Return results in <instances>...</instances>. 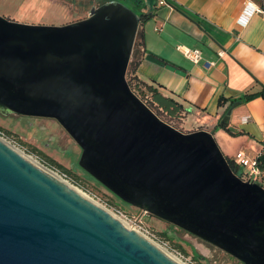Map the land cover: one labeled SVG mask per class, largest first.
Listing matches in <instances>:
<instances>
[{
  "label": "water",
  "instance_id": "water-1",
  "mask_svg": "<svg viewBox=\"0 0 264 264\" xmlns=\"http://www.w3.org/2000/svg\"><path fill=\"white\" fill-rule=\"evenodd\" d=\"M141 26L120 0L62 25L0 14V114L56 119L80 166L124 202L264 264V186L234 171L212 132L176 128L131 88ZM0 264L179 263L0 139Z\"/></svg>",
  "mask_w": 264,
  "mask_h": 264
},
{
  "label": "crops",
  "instance_id": "crops-1",
  "mask_svg": "<svg viewBox=\"0 0 264 264\" xmlns=\"http://www.w3.org/2000/svg\"><path fill=\"white\" fill-rule=\"evenodd\" d=\"M154 1L148 6L147 0H140L144 11L155 10V17L141 26L144 57L137 65L138 76L184 106V131L212 132L231 160L241 152L251 159L258 158L264 151V96L259 94L232 106L228 125L244 131L240 135H232L220 126L230 104L220 105V99H237L248 91L264 89V15L256 13L247 24L242 23L245 0ZM65 19L59 24L75 20L68 15ZM181 46L201 49L204 60L193 62ZM221 50L224 56L219 55ZM150 53L165 62L149 60L146 56ZM168 61L178 65L182 73L169 69ZM238 169L243 176L246 174V168Z\"/></svg>",
  "mask_w": 264,
  "mask_h": 264
},
{
  "label": "rangeland",
  "instance_id": "rangeland-1",
  "mask_svg": "<svg viewBox=\"0 0 264 264\" xmlns=\"http://www.w3.org/2000/svg\"><path fill=\"white\" fill-rule=\"evenodd\" d=\"M28 1L0 0V14L23 23L43 24L37 22L54 21L57 24L52 25H61L59 23L66 20V15L73 17L74 21L83 19L89 15L92 6L99 5L96 0H38V3H26ZM154 2L147 0L148 6ZM133 60L132 58L131 61ZM129 68L128 81L131 78ZM0 130L48 168L55 170L44 155L57 160L67 168L68 171L59 170L67 174L69 182L108 210L121 208L130 216L141 213L140 209L124 202L80 166L82 148L56 119L0 114ZM144 221L151 232L149 237L154 242L171 253L182 256L188 264H243L224 250L161 218L145 214ZM194 251L198 253L197 257Z\"/></svg>",
  "mask_w": 264,
  "mask_h": 264
},
{
  "label": "trees",
  "instance_id": "trees-1",
  "mask_svg": "<svg viewBox=\"0 0 264 264\" xmlns=\"http://www.w3.org/2000/svg\"><path fill=\"white\" fill-rule=\"evenodd\" d=\"M97 1H98V4L100 5L109 0H97ZM120 1L124 2L129 7H131L133 10H135L137 13L140 14L142 25H144L146 22L150 21L151 19L155 17V10L144 11L143 8L141 7L140 0H120ZM143 32L144 31L141 28L138 34V40L136 42V45H135V48L132 54V58L134 60L130 62L129 72L131 73V78L129 79V84L131 88L134 90V92L142 100H144L148 104V106H150V108L154 110L163 120L169 122L176 128L183 130L182 122L186 115L184 106L180 104L179 102L175 101L173 98L163 95V93L160 92L159 89L154 84L141 79L137 74V65L139 64L141 59H143L144 57V41H143L144 33ZM259 94L264 96V89L261 92L248 91L243 96L237 99H232V100L222 97L220 99V105H224L229 101L230 104L227 109L228 111L230 108H232V106L236 102H245ZM220 126L232 135H240L244 133V131L242 130H237L229 126L228 122L220 123ZM44 156L46 157L50 165H52L53 167L62 169V171L63 170L68 171L67 168H65V166L60 164L54 158L49 157L47 155H44ZM229 160H230V163L234 171L238 173L241 177H243V174L240 173L238 169V165L233 160L231 159ZM256 166L263 172L259 183L264 186V151L258 156V158H256ZM194 255L197 257L198 253L194 251Z\"/></svg>",
  "mask_w": 264,
  "mask_h": 264
},
{
  "label": "built area",
  "instance_id": "built-area-1",
  "mask_svg": "<svg viewBox=\"0 0 264 264\" xmlns=\"http://www.w3.org/2000/svg\"><path fill=\"white\" fill-rule=\"evenodd\" d=\"M160 4H166L168 3L167 0H159ZM256 13H261L264 15V3L258 4L254 0H245V7L242 12V15L240 16V21L244 24H247L250 17H252ZM180 50L184 53L186 57L191 59L195 63H200L204 60L202 50L199 48H191L188 46H181ZM225 51L221 50L219 52L220 56H224ZM212 64H210L208 67H211ZM0 138L1 140L9 143L10 146H13L15 148H18L22 150L17 142L13 139H11L9 136H7L3 131L0 130ZM23 151V150H22ZM25 152V151H24ZM33 157V156H32ZM239 167L246 168V174L243 176L245 180H250L254 182H259L261 180V176L263 172L256 166V159L249 158L245 153H239L237 156H235L233 160ZM56 171L61 173L60 175L67 181H69V177L67 174L61 172L59 169L55 168ZM111 211V210H109ZM114 215L119 217L124 223L128 224L129 227L133 228L134 230L138 231L145 237L151 239L149 235L151 234L149 227L147 226L146 222L144 221V215L147 213H144L141 211L140 214L136 216H130L125 210L121 208H116L111 211ZM152 240V239H151ZM176 255V254H175ZM178 255H181L178 252ZM179 257V256H178ZM180 258L183 260V257L180 256Z\"/></svg>",
  "mask_w": 264,
  "mask_h": 264
},
{
  "label": "bare ground",
  "instance_id": "bare-ground-1",
  "mask_svg": "<svg viewBox=\"0 0 264 264\" xmlns=\"http://www.w3.org/2000/svg\"><path fill=\"white\" fill-rule=\"evenodd\" d=\"M1 139V138H0ZM4 140V139H2ZM5 142V141H4ZM7 143V142H5ZM9 145V143H7ZM13 147V146H11ZM15 150H17L18 152H20L23 156H25L26 158H28L30 161H32L34 164H36L37 166H39L40 168H42L44 171L48 172L50 175L54 176L55 178H57L58 180L64 182L65 184H67L68 186H70L71 188H73L75 191H77L78 193H80L81 195H83L84 197L88 198L89 200H92L93 202H95L96 204L100 205L101 207H103L105 210H107L108 212H110L113 216H115L116 218H118L119 220H121L119 217H117L116 215H114L111 211H109L107 208H105L103 205H101L100 203H98L97 201H95L94 199H92L89 195H87L83 190H81L80 188H78L77 186H75L74 184H72L71 182L65 180L58 172H56L55 170H52L50 168H48L47 166H45L44 164H42L39 160L33 158L31 155L27 154L26 152L13 147ZM122 221V220H121ZM123 222V221H122ZM124 223V222H123ZM126 224V223H124ZM128 226V224H126ZM129 227V226H128ZM131 228V227H129ZM133 229V228H131ZM138 232V231H137ZM147 238V237H146ZM149 239V238H148ZM151 240V239H150ZM152 242H154L153 240H151ZM157 246H159L164 252H166L172 259H174L177 263L179 264H188L187 262H185L184 260H182L180 257H178L177 255L171 253L170 251H168L166 248L162 247L161 245H159L158 243L154 242Z\"/></svg>",
  "mask_w": 264,
  "mask_h": 264
}]
</instances>
